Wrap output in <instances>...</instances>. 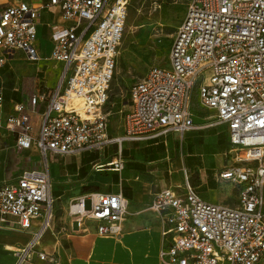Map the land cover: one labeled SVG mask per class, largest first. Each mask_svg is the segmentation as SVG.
Wrapping results in <instances>:
<instances>
[{
    "label": "built area",
    "instance_id": "1",
    "mask_svg": "<svg viewBox=\"0 0 264 264\" xmlns=\"http://www.w3.org/2000/svg\"><path fill=\"white\" fill-rule=\"evenodd\" d=\"M129 0H51L71 21L51 33L50 58L63 62L53 88L34 90L17 102L6 126L17 146H35L40 159L16 179L0 183V222L16 218L31 231V241L16 252L26 264L42 233L55 218L52 162L118 144L119 154L97 169L124 168L122 144L197 128L192 93L198 84L199 105L215 112V122L229 129L235 164L221 178L240 185L235 207L204 200L186 175L185 188L160 189L151 205L169 236L160 264H258L264 258V0H190L169 53V66H152L130 90L131 105L122 116L121 134L110 137L109 100L116 60L124 36ZM27 2L0 12V65L22 52L41 59L37 48L40 10ZM0 91V106L3 102ZM41 111L38 131L30 114ZM86 199L91 208H85ZM129 200L121 193L94 192L72 203L69 212L81 225L98 223L101 236H119ZM52 260V259H51Z\"/></svg>",
    "mask_w": 264,
    "mask_h": 264
},
{
    "label": "crops",
    "instance_id": "2",
    "mask_svg": "<svg viewBox=\"0 0 264 264\" xmlns=\"http://www.w3.org/2000/svg\"><path fill=\"white\" fill-rule=\"evenodd\" d=\"M21 2L43 7L38 18L39 31L36 41L41 59L32 62L19 52L13 59L0 65V91L4 97L0 106V183L16 179L26 166L37 163L40 159V153L35 146L28 149L17 146L16 134L6 126V120L13 113L15 104L26 101L29 96L22 94L23 78H33V92L40 86L53 88L57 85L64 64L50 58L53 48L51 33L57 27L71 24V21L62 17L58 6L51 5V0H0V12ZM45 64L49 69L43 75ZM25 70H28L27 73ZM45 78L49 79V83ZM202 110L211 114L207 117L198 116L192 110L197 128L184 137L170 133L165 137L151 140L126 141L132 142L129 146L124 145L126 143L124 142L121 146V154L123 150L125 152V156L122 155L124 168L120 172L97 169L101 163H96L94 164L96 172L88 178H81L84 166L97 162L100 157L95 156L86 162L85 157L79 155L55 157L51 166L53 196L56 192L55 218L51 227L42 233L36 244V249L46 252L49 259L41 260L33 253L31 260L26 264H160V250L168 243L169 236L163 234V226L150 210V205L156 193L162 188L173 187L183 192L185 186H182V175L185 173V176H188V172L192 175L195 171L205 172L208 165L205 159L207 155L214 157V163L219 165L216 177L218 190L206 198L207 192H201L200 186L196 183V192L208 202L237 206L240 185L220 176L226 168L235 164L233 156L229 154L231 144L228 126L210 125L215 122V112L205 108ZM41 111L30 114V119L33 114L36 116L38 127ZM120 127L122 132V125ZM168 153H172L173 156ZM190 157L197 158L196 162L189 164ZM225 158H228L227 164ZM103 172L106 174L102 175ZM102 181L104 183H101ZM162 181L166 186H161ZM94 192H121L129 200L121 235L101 236L97 233L96 221L86 219L79 225L70 214L69 207L72 203ZM16 222V218L11 216L0 222V264H15L16 252L31 241V231L21 229Z\"/></svg>",
    "mask_w": 264,
    "mask_h": 264
},
{
    "label": "rangeland",
    "instance_id": "3",
    "mask_svg": "<svg viewBox=\"0 0 264 264\" xmlns=\"http://www.w3.org/2000/svg\"><path fill=\"white\" fill-rule=\"evenodd\" d=\"M189 1L190 0H129L124 36L116 60V69L110 87L109 100L104 108V111L109 114L111 125L110 137H115L121 132L120 126L122 124L123 113L128 110L131 105L130 90L133 85L143 78L150 67L169 66V53L175 31L185 14ZM15 64L20 65V63ZM49 64L53 65L54 63ZM48 69L49 66L45 64L44 73L42 74L45 75ZM27 71L28 70H25L24 72L27 73ZM45 80L49 83V79L45 78ZM200 108L198 84H196L192 93V110L198 116L207 117L211 114L209 111ZM31 126L32 131L35 133L38 124L34 114L31 119ZM129 144L132 145V142H126L124 145L129 146ZM118 152V144H110L109 147L105 146L100 150L78 154L81 157H85V162L91 158H95V156L100 157L97 162L87 167L84 166L83 169L85 171H81V178L92 176L96 172L94 164H105L116 156ZM168 154L171 157L173 156L172 153ZM122 155L125 156L124 150ZM196 159L195 157L188 158L189 164L196 162ZM205 159L208 164L205 167V172L201 173L195 171L192 175L188 172V177L191 186L195 190V186L197 187V185H199V190L201 192H207L205 193V197L207 198L210 193L218 190L216 177L219 172V165L214 163V157L211 155H207ZM225 159V163L227 164L228 158ZM105 174V172L102 173V175ZM181 178L182 186H185V173ZM200 181H202V183H200ZM101 183H104V181ZM196 183L198 184L196 185ZM161 186H166V183L162 181ZM55 195L56 192H54V196ZM85 208H91L90 199H86ZM259 264H264V259H262Z\"/></svg>",
    "mask_w": 264,
    "mask_h": 264
},
{
    "label": "trees",
    "instance_id": "4",
    "mask_svg": "<svg viewBox=\"0 0 264 264\" xmlns=\"http://www.w3.org/2000/svg\"><path fill=\"white\" fill-rule=\"evenodd\" d=\"M32 82H33V78L31 77H25L22 80V94H27L29 96H31L33 94L32 91Z\"/></svg>",
    "mask_w": 264,
    "mask_h": 264
}]
</instances>
